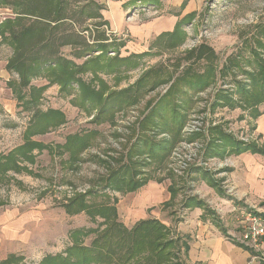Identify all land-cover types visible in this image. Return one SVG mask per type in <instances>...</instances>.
I'll list each match as a JSON object with an SVG mask.
<instances>
[{
    "label": "rangeland",
    "instance_id": "rangeland-1",
    "mask_svg": "<svg viewBox=\"0 0 264 264\" xmlns=\"http://www.w3.org/2000/svg\"><path fill=\"white\" fill-rule=\"evenodd\" d=\"M100 1L0 0V264H40L75 240L97 244L105 231L108 259L81 264H117L108 248L114 218L92 217L85 208L93 206H113L127 228L157 218L171 238L185 202L196 199L237 238L248 210L264 221V199L235 209L213 200L216 192L234 197L227 135L264 145L253 115L264 101L247 106L241 94L261 75L264 0H199L178 30L143 51L125 47L128 36L108 26ZM8 22L28 27L20 39L29 59L40 58L25 79L8 66ZM68 137L70 150L60 148ZM145 180L169 199L127 220L131 184ZM80 195L84 209L76 200L68 211ZM263 241L245 242L264 255ZM166 251L161 264H190L181 243Z\"/></svg>",
    "mask_w": 264,
    "mask_h": 264
},
{
    "label": "crops",
    "instance_id": "crops-1",
    "mask_svg": "<svg viewBox=\"0 0 264 264\" xmlns=\"http://www.w3.org/2000/svg\"><path fill=\"white\" fill-rule=\"evenodd\" d=\"M101 1L103 5L100 12L108 26L128 36L125 47L143 51L144 48L137 47L143 43L149 44L159 34L176 29L186 14L195 12L199 0ZM141 1L148 5L139 7ZM257 130L264 140V112L258 115ZM230 156L233 160L225 170L228 172L225 181L235 189L234 197L230 199L229 194L216 192L213 200L220 203L226 199L235 201L236 205L233 204L232 207L235 209V206L244 205L243 203L251 200L264 199V154L245 151L234 152ZM133 193L127 220L144 217L146 208L164 202L170 196L169 191L168 194L164 193L153 183H147ZM191 206L186 207L185 215H181V219L173 224L177 233L187 237L189 247L186 257L190 264H264L262 251L242 240L240 234L239 238L233 236L232 231L221 220L224 231L216 224L215 219L207 218L208 213L212 217L215 212L205 213L202 207ZM261 247L264 249V241Z\"/></svg>",
    "mask_w": 264,
    "mask_h": 264
},
{
    "label": "trees",
    "instance_id": "trees-1",
    "mask_svg": "<svg viewBox=\"0 0 264 264\" xmlns=\"http://www.w3.org/2000/svg\"><path fill=\"white\" fill-rule=\"evenodd\" d=\"M192 13L186 14L180 21L179 26H177V30L179 27L183 24V21L187 16H189ZM14 24V23H13ZM12 23H7V27L9 28V36L10 39H12L15 44L12 45L13 52L15 53V56L12 60L8 62L9 68H13L16 70L23 79H25L26 74H29L30 67H33L34 64L40 60L38 57H32L29 59V54L27 53L31 50V48L27 45V42L25 43L23 40L20 39L21 33L26 32V37L29 36L28 27H23L19 30L14 29ZM32 28H34L32 26ZM174 29V30H176ZM173 30V31H174ZM24 34V33H23ZM29 44V43H28ZM143 53V52H141ZM138 53V54H141ZM50 60V59H49ZM41 61H46L44 58ZM261 64V75H258L256 78L254 75L252 76V79L255 78V81L252 84L251 90H245V85L241 87V91H245L241 94H243L242 99L244 100L243 103L248 106L247 103H251L253 106L261 103L264 101V60H260ZM54 65L53 67H56L59 62L54 59L53 61ZM43 65V64H42ZM258 65V66H259ZM37 66V64H36ZM262 112H255L253 111V115H260ZM76 137V135H73ZM231 142H234L233 151L234 152H242V151H249L252 153H260L264 154V145L259 146L254 142L250 143H244L239 140H234L231 136L227 135ZM70 137L65 141V143L58 145L60 148H64L65 150L69 149V142ZM81 142V141H79ZM244 145V146H243ZM207 151V150H206ZM205 151V152H206ZM217 154V153H216ZM124 169H127L125 166ZM120 170H116L115 174H119ZM147 181H142L139 184H131L130 190H136L139 187H141L144 183ZM216 185V184H214ZM170 189V188H169ZM172 189V188H171ZM85 196V195H84ZM83 195L75 197L72 201L68 202L65 207L68 211H70V208L73 207L77 201H82L81 209H84L85 204L83 203V199L85 198ZM230 199H233L232 196H229ZM77 200V201H76ZM79 202V203H80ZM235 202V201H234ZM236 203V202H235ZM185 207H189L191 205L194 206H203V202L201 200L196 199L194 202L187 201L185 202ZM87 209L88 213L92 215L93 213H102L104 219L106 220V217L112 216L114 218V221L112 223V228L110 227L109 233H110V240L111 245L110 252L111 257L113 255H117L118 257V263L117 264H161V259L166 260V256L169 254V251H166V248L169 246H175L178 247V245L181 243L183 245V251L186 255V252L188 251V243H187V237L178 234L175 232V238L168 237L167 234L170 233V230L168 227L161 221H159L157 218H144L137 220L131 228H127L124 224L118 222L116 220L117 214L115 208L110 206L109 211H104V206H96V207H89L85 208ZM210 211V210H209ZM105 212L107 214H105ZM105 215V216H104ZM92 217H94L92 215ZM216 224L221 227V229L224 231L225 228L223 224L221 223L219 218L215 219ZM83 231V230H82ZM76 237V236H75ZM114 238V239H111ZM99 242L97 244L91 243L90 246H80L76 244V240L73 244L66 247L65 250L56 253V254H47L41 259L40 264H81V263H87L86 260L90 261L91 259H94L96 261L107 260L108 259V249L104 248V245L110 244L108 243L106 239V231L100 235ZM107 243V244H106ZM101 244L102 245L101 247ZM100 247V249L98 248ZM105 249V250H104ZM103 250V251H102ZM122 259V260H120ZM132 260V261H131ZM90 263V262H89ZM109 264V263H108ZM173 264V263H169Z\"/></svg>",
    "mask_w": 264,
    "mask_h": 264
},
{
    "label": "built area",
    "instance_id": "built-area-1",
    "mask_svg": "<svg viewBox=\"0 0 264 264\" xmlns=\"http://www.w3.org/2000/svg\"><path fill=\"white\" fill-rule=\"evenodd\" d=\"M256 211L248 210V213L244 216L247 222L244 223L240 236L244 241H252L253 243L259 242L264 239V221L255 214Z\"/></svg>",
    "mask_w": 264,
    "mask_h": 264
}]
</instances>
